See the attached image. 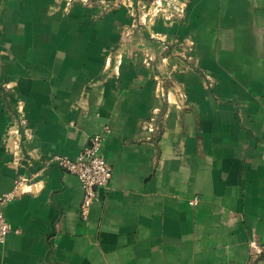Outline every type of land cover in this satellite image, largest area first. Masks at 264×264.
Wrapping results in <instances>:
<instances>
[{
  "label": "crops",
  "instance_id": "0c3cea01",
  "mask_svg": "<svg viewBox=\"0 0 264 264\" xmlns=\"http://www.w3.org/2000/svg\"><path fill=\"white\" fill-rule=\"evenodd\" d=\"M152 1L0 0V194L35 176L0 264H264V0ZM106 130L84 222L44 168Z\"/></svg>",
  "mask_w": 264,
  "mask_h": 264
},
{
  "label": "built area",
  "instance_id": "2783aa9c",
  "mask_svg": "<svg viewBox=\"0 0 264 264\" xmlns=\"http://www.w3.org/2000/svg\"><path fill=\"white\" fill-rule=\"evenodd\" d=\"M86 4H92L94 0H75ZM103 2V1H102ZM151 5L153 17L163 14L167 20H175L182 17L183 0H153ZM147 8V7H146ZM148 8H151L148 6ZM186 51H190L188 48ZM110 130L97 134L92 138L90 148L84 150L77 158L66 156H54L46 164L47 170L51 166H57L65 172L78 177L82 183L84 192L83 201L80 208V217L84 222H88L90 212L94 204L99 200L101 190H109L114 177V169L103 154V146ZM35 176L18 177L14 188L6 193L0 194V246L7 242L9 234L12 232L11 224L8 222L4 208L12 201L26 194L27 188L34 185ZM197 203V200L192 202ZM256 256L264 257V244L254 253Z\"/></svg>",
  "mask_w": 264,
  "mask_h": 264
},
{
  "label": "water",
  "instance_id": "95a60500",
  "mask_svg": "<svg viewBox=\"0 0 264 264\" xmlns=\"http://www.w3.org/2000/svg\"><path fill=\"white\" fill-rule=\"evenodd\" d=\"M260 259H261L260 261H262V260L264 259V257H262V258H260ZM262 262H263V261H262ZM262 262H261V263H262ZM261 263H260V264H261Z\"/></svg>",
  "mask_w": 264,
  "mask_h": 264
}]
</instances>
